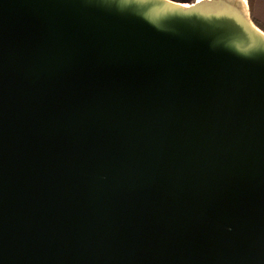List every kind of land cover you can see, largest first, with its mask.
<instances>
[{
    "label": "water",
    "instance_id": "95a60500",
    "mask_svg": "<svg viewBox=\"0 0 264 264\" xmlns=\"http://www.w3.org/2000/svg\"><path fill=\"white\" fill-rule=\"evenodd\" d=\"M0 264H264L249 0H0Z\"/></svg>",
    "mask_w": 264,
    "mask_h": 264
},
{
    "label": "crops",
    "instance_id": "0c3cea01",
    "mask_svg": "<svg viewBox=\"0 0 264 264\" xmlns=\"http://www.w3.org/2000/svg\"><path fill=\"white\" fill-rule=\"evenodd\" d=\"M182 2H193L194 0H178ZM253 15L256 19L264 23V0H255Z\"/></svg>",
    "mask_w": 264,
    "mask_h": 264
},
{
    "label": "trees",
    "instance_id": "16d2710c",
    "mask_svg": "<svg viewBox=\"0 0 264 264\" xmlns=\"http://www.w3.org/2000/svg\"><path fill=\"white\" fill-rule=\"evenodd\" d=\"M254 2L255 0H249V3H250V7H251V11H252V15H253V7H254ZM253 18L255 19L256 23L264 29V23H262L261 21H259L258 19H256L253 15Z\"/></svg>",
    "mask_w": 264,
    "mask_h": 264
}]
</instances>
